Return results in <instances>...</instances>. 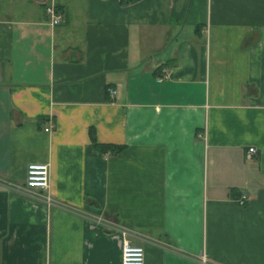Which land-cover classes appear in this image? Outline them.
I'll list each match as a JSON object with an SVG mask.
<instances>
[{
  "label": "crops",
  "instance_id": "0c3cea01",
  "mask_svg": "<svg viewBox=\"0 0 264 264\" xmlns=\"http://www.w3.org/2000/svg\"><path fill=\"white\" fill-rule=\"evenodd\" d=\"M125 240L264 264V0H0V264H121Z\"/></svg>",
  "mask_w": 264,
  "mask_h": 264
},
{
  "label": "built area",
  "instance_id": "2783aa9c",
  "mask_svg": "<svg viewBox=\"0 0 264 264\" xmlns=\"http://www.w3.org/2000/svg\"><path fill=\"white\" fill-rule=\"evenodd\" d=\"M47 21L52 25H59L63 22V13L54 2L45 4L44 9ZM170 77V71L166 68L161 69L156 80L161 81ZM114 90H110L114 94ZM45 131H49L46 127ZM256 153V149L252 146L246 150V158H251ZM49 186V164L46 162H33L27 165L25 189L28 193L36 198H42L46 204H52L50 195L42 194ZM40 198V199H41ZM246 196L241 195L236 202L239 205L245 204ZM145 253L144 248L140 245H135L125 240L121 250V264H144Z\"/></svg>",
  "mask_w": 264,
  "mask_h": 264
},
{
  "label": "trees",
  "instance_id": "16d2710c",
  "mask_svg": "<svg viewBox=\"0 0 264 264\" xmlns=\"http://www.w3.org/2000/svg\"><path fill=\"white\" fill-rule=\"evenodd\" d=\"M92 141H93V146L97 148L99 151H103V152L109 150L110 152L115 153L118 150H120L122 147L120 145L98 143L94 138H92Z\"/></svg>",
  "mask_w": 264,
  "mask_h": 264
}]
</instances>
